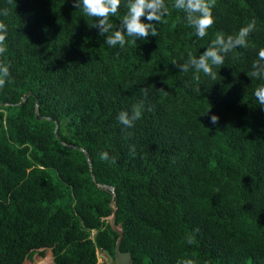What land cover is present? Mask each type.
<instances>
[{"label":"trees","instance_id":"16d2710c","mask_svg":"<svg viewBox=\"0 0 264 264\" xmlns=\"http://www.w3.org/2000/svg\"><path fill=\"white\" fill-rule=\"evenodd\" d=\"M165 4L159 35L121 48L72 0H0L11 72L0 88V264L45 249L54 264H98L100 250L115 262L113 198L133 264H264V105L254 96L264 79L247 75L264 48V0H215L203 38ZM126 11L121 0L110 23ZM253 20L215 80L172 64ZM141 101L125 129L118 114Z\"/></svg>","mask_w":264,"mask_h":264},{"label":"clouds","instance_id":"9594fccd","mask_svg":"<svg viewBox=\"0 0 264 264\" xmlns=\"http://www.w3.org/2000/svg\"><path fill=\"white\" fill-rule=\"evenodd\" d=\"M73 6L82 9L86 16L95 18V23L90 27L98 29L99 35L104 37V43L110 47L119 45L123 48L126 43V37H132L134 40H147L149 35L156 37L159 35L156 25L162 22V18L168 15V7L165 0H125L127 9L119 25L114 27L110 23V17L116 16L121 6V0H72ZM11 3V0H9ZM174 7L182 10L186 14L187 24L195 29V34L199 38L206 35L207 29L214 23L212 9L215 7V0H174ZM9 10L7 8L0 9V15L7 16ZM145 18L147 22H144ZM255 29V20L241 27L236 35L223 34L217 35L198 57L189 53L184 63L173 61L172 64L181 70L188 72L195 69L194 80L199 81V73L216 79L214 67L224 64L225 57L229 52L237 47H247V37ZM7 35V25L0 22V56L6 51L5 45ZM252 71L247 75L253 79H264V48L259 49L258 59L253 62ZM11 77L10 63L0 60V88L5 86L6 81ZM200 91V88L195 89ZM146 97L149 93L148 87L141 89ZM259 105H264V85L256 88L254 92ZM143 102L132 106L131 110H122L118 114V121L125 129L134 127L137 120L143 114ZM208 112L204 115H207ZM210 123L216 125L219 123V117L215 114L210 116ZM130 154L134 155L136 146L130 145ZM100 159L108 161L110 159L108 152H102ZM115 163V158H111ZM189 238V243H191ZM53 252V251H52ZM54 260V257H53ZM182 264H195L193 260L183 261Z\"/></svg>","mask_w":264,"mask_h":264},{"label":"water","instance_id":"95a60500","mask_svg":"<svg viewBox=\"0 0 264 264\" xmlns=\"http://www.w3.org/2000/svg\"><path fill=\"white\" fill-rule=\"evenodd\" d=\"M29 96H30V94L24 95L23 99H22V102L19 103L18 105L22 106ZM38 107H39V102H38V105H37V108H36V114H37V118L40 119ZM58 129H59V127H58V124H57L56 133L58 132ZM85 153H87V152H85ZM106 188H110V187H106ZM115 204H116V198H113V200H112V202L110 204V207L113 210L112 216L110 217V225H111V228L113 229V231L119 235V238H118V241H117L116 247H115V254L116 255H115L114 264H133L134 260L132 258V255L129 252H123L121 250L122 242H123V239H124V232H123V229H122V225L121 224L120 225L116 224V221H117V209L115 207ZM52 254H53V252H52Z\"/></svg>","mask_w":264,"mask_h":264},{"label":"rangeland","instance_id":"374dc122","mask_svg":"<svg viewBox=\"0 0 264 264\" xmlns=\"http://www.w3.org/2000/svg\"><path fill=\"white\" fill-rule=\"evenodd\" d=\"M41 252H44V255H41ZM53 254L51 249L39 250L37 254H35L32 260H26L24 264H39L43 260H49L50 264H54ZM98 264H114L112 258H110L103 251H98Z\"/></svg>","mask_w":264,"mask_h":264},{"label":"bare ground","instance_id":"6f19581e","mask_svg":"<svg viewBox=\"0 0 264 264\" xmlns=\"http://www.w3.org/2000/svg\"><path fill=\"white\" fill-rule=\"evenodd\" d=\"M43 264H50V261H47V262H45V263H43Z\"/></svg>","mask_w":264,"mask_h":264}]
</instances>
